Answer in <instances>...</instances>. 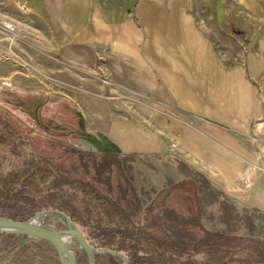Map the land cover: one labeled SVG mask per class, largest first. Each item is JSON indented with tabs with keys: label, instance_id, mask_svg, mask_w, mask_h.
<instances>
[{
	"label": "crops",
	"instance_id": "0c3cea01",
	"mask_svg": "<svg viewBox=\"0 0 264 264\" xmlns=\"http://www.w3.org/2000/svg\"><path fill=\"white\" fill-rule=\"evenodd\" d=\"M199 3L0 0L5 28L28 30L16 59L0 37V92L59 94L112 151L159 159L181 176L176 182L182 162L264 212V171L255 169L264 139V0Z\"/></svg>",
	"mask_w": 264,
	"mask_h": 264
},
{
	"label": "trees",
	"instance_id": "16d2710c",
	"mask_svg": "<svg viewBox=\"0 0 264 264\" xmlns=\"http://www.w3.org/2000/svg\"><path fill=\"white\" fill-rule=\"evenodd\" d=\"M80 127L78 137L64 129L61 137L91 140L93 149H63L56 160H67L66 170L61 162L34 158L33 170L19 189L7 187L15 180L0 185V217L26 221L44 209L57 211L92 248L122 254L127 264H264V240L230 231L241 216L228 202L229 195L209 178L179 162L195 188L194 210L183 214L168 204V193L177 184L163 190V200L144 205L133 183L132 166L125 162L131 155L112 151L99 135H91L83 124ZM5 182L1 179V184ZM209 198L220 205L223 230H207L201 223L203 204ZM104 257L116 264L113 255Z\"/></svg>",
	"mask_w": 264,
	"mask_h": 264
},
{
	"label": "rangeland",
	"instance_id": "374dc122",
	"mask_svg": "<svg viewBox=\"0 0 264 264\" xmlns=\"http://www.w3.org/2000/svg\"><path fill=\"white\" fill-rule=\"evenodd\" d=\"M198 1L203 6L204 0ZM197 15L198 19H205L204 14L198 13ZM2 16L3 12H0V31L4 34L0 33V37L5 47L3 53L5 56L16 59L17 54L14 49L26 40L28 30L22 24L19 28L16 23L11 24L9 28H5L2 22L5 23L6 20L2 19ZM224 20L227 21L226 27H228L225 30L231 34V14L226 15ZM3 53L1 56H3ZM35 77L38 80L37 89L43 88L41 84H44L45 78L40 74ZM98 78L111 87L116 84L111 80L114 78L103 76ZM132 90H134L131 91L133 98L140 99L142 94L139 89L134 88ZM47 94L39 90L31 94L16 90L0 92V185L7 186L8 183L15 180L13 181L15 184L7 187L17 186L15 188L19 189L33 170L32 160L34 158L37 160L39 158L51 159L52 164H60L61 162L66 170L69 168L68 161L63 159V163L62 159L60 161L56 160L63 149L73 147L76 149H93L91 140L77 139L78 135L76 133L82 130L80 127L82 124L77 117L76 110L67 102L58 98L59 94ZM62 129L66 133L72 131L77 137L73 135L61 137L60 132H62ZM258 144L262 154L261 162L255 168L257 172L259 170L264 171V139L258 140ZM125 162L132 166L133 183L140 194L142 204L148 205L150 202L163 200L165 197L163 190L177 184L180 186L172 187L168 193V204L177 212L183 214L194 210L196 202L195 188L187 181V170L182 166L180 167L179 162L177 163L178 168L184 179L177 182L175 180L181 176L172 175L174 173L170 171V167L163 165L159 159L130 156L125 159ZM1 179H7V182L1 184ZM216 187L222 190L217 185ZM206 201L203 204L202 225L211 231L223 230L224 226L220 221V205L217 199L209 198ZM229 201L241 216V222L232 224L230 231L232 230L239 235L248 234L264 240V212L248 207L241 198L239 202L229 196ZM48 211L50 210L44 209L37 213L40 214L37 221L62 230L63 227L59 225L61 220L55 214L46 213ZM30 240L22 237L13 239L0 237V264H60L58 256L52 248L41 242ZM66 241L72 248H79L74 238H68ZM196 258L201 259L199 256ZM82 261L86 264L84 254ZM114 262L123 264V261L117 256H114ZM96 264L110 263L103 255L96 259Z\"/></svg>",
	"mask_w": 264,
	"mask_h": 264
},
{
	"label": "water",
	"instance_id": "95a60500",
	"mask_svg": "<svg viewBox=\"0 0 264 264\" xmlns=\"http://www.w3.org/2000/svg\"><path fill=\"white\" fill-rule=\"evenodd\" d=\"M46 213L55 214L57 218L62 219L65 226L64 229L59 230L43 222H38L37 219L40 214L26 221L0 217V236L13 235L41 242L56 252L60 264H84L81 254L86 256V264H95V257L104 254L117 256L123 261V264H127L122 254L92 248L87 243L82 232L61 213L51 210ZM68 238H74L79 248H72L66 241Z\"/></svg>",
	"mask_w": 264,
	"mask_h": 264
},
{
	"label": "flooded vegetation",
	"instance_id": "af4514ba",
	"mask_svg": "<svg viewBox=\"0 0 264 264\" xmlns=\"http://www.w3.org/2000/svg\"><path fill=\"white\" fill-rule=\"evenodd\" d=\"M85 256V255H84ZM83 258V254H81V259ZM86 259V256H85ZM86 263H87V259H86ZM95 264H96V259H95Z\"/></svg>",
	"mask_w": 264,
	"mask_h": 264
},
{
	"label": "built area",
	"instance_id": "2783aa9c",
	"mask_svg": "<svg viewBox=\"0 0 264 264\" xmlns=\"http://www.w3.org/2000/svg\"><path fill=\"white\" fill-rule=\"evenodd\" d=\"M6 27H7V28H9V26H8V25H7Z\"/></svg>",
	"mask_w": 264,
	"mask_h": 264
}]
</instances>
